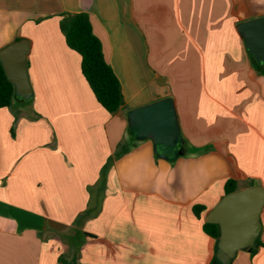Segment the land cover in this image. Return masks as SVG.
I'll list each match as a JSON object with an SVG mask.
<instances>
[{"label": "crops", "instance_id": "0c3cea01", "mask_svg": "<svg viewBox=\"0 0 264 264\" xmlns=\"http://www.w3.org/2000/svg\"><path fill=\"white\" fill-rule=\"evenodd\" d=\"M79 12L120 83L114 114L60 32ZM259 17L264 0H0V50L29 42L33 93L0 108V264H217L203 224L225 183L264 189V73L236 29ZM168 97L184 147L169 161L127 126ZM230 264H264V207Z\"/></svg>", "mask_w": 264, "mask_h": 264}, {"label": "water", "instance_id": "95a60500", "mask_svg": "<svg viewBox=\"0 0 264 264\" xmlns=\"http://www.w3.org/2000/svg\"><path fill=\"white\" fill-rule=\"evenodd\" d=\"M255 63L264 69V17L241 22L236 27ZM30 44L16 41L0 50V64L13 86L14 98L28 102L33 93L28 78L27 57ZM129 133L138 140H149L154 154L164 160L184 155L174 102L164 98L127 113ZM264 189L260 185L226 195L206 216L205 223L219 229L216 240L217 264H230L236 253L254 247L260 232Z\"/></svg>", "mask_w": 264, "mask_h": 264}, {"label": "trees", "instance_id": "16d2710c", "mask_svg": "<svg viewBox=\"0 0 264 264\" xmlns=\"http://www.w3.org/2000/svg\"><path fill=\"white\" fill-rule=\"evenodd\" d=\"M60 32L64 36L69 49L76 52L81 59V72L97 102L110 114L116 113L123 105L120 83L112 69L105 62L102 46L93 34L89 16L84 12L63 13L60 15ZM253 61V59L250 57ZM255 66L264 73V69L255 63ZM15 100L13 86L5 77L0 64V108L9 107ZM238 190L237 184L228 180L225 183V196ZM202 207L196 206L193 211L196 217ZM203 231L214 240L219 236L218 226L204 223ZM214 261L216 262L215 258Z\"/></svg>", "mask_w": 264, "mask_h": 264}, {"label": "rangeland", "instance_id": "374dc122", "mask_svg": "<svg viewBox=\"0 0 264 264\" xmlns=\"http://www.w3.org/2000/svg\"><path fill=\"white\" fill-rule=\"evenodd\" d=\"M22 103V102H21ZM24 103H26V102H24Z\"/></svg>", "mask_w": 264, "mask_h": 264}]
</instances>
